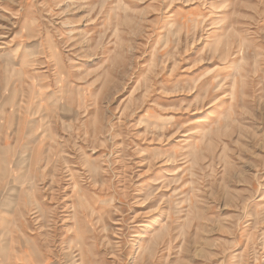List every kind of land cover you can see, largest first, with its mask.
I'll return each mask as SVG.
<instances>
[{
    "label": "rangeland",
    "instance_id": "374dc122",
    "mask_svg": "<svg viewBox=\"0 0 264 264\" xmlns=\"http://www.w3.org/2000/svg\"><path fill=\"white\" fill-rule=\"evenodd\" d=\"M0 264H264V0H0Z\"/></svg>",
    "mask_w": 264,
    "mask_h": 264
},
{
    "label": "crops",
    "instance_id": "0c3cea01",
    "mask_svg": "<svg viewBox=\"0 0 264 264\" xmlns=\"http://www.w3.org/2000/svg\"><path fill=\"white\" fill-rule=\"evenodd\" d=\"M3 250V249H2ZM2 253H3V251H2ZM2 258V261H3V257H1Z\"/></svg>",
    "mask_w": 264,
    "mask_h": 264
}]
</instances>
